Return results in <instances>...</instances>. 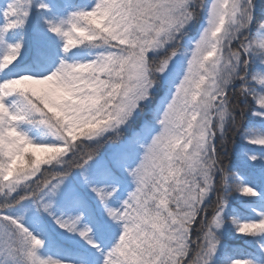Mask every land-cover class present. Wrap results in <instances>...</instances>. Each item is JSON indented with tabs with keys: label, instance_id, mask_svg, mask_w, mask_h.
<instances>
[{
	"label": "snow or ice",
	"instance_id": "6c2138e0",
	"mask_svg": "<svg viewBox=\"0 0 264 264\" xmlns=\"http://www.w3.org/2000/svg\"><path fill=\"white\" fill-rule=\"evenodd\" d=\"M0 264H264V0H0Z\"/></svg>",
	"mask_w": 264,
	"mask_h": 264
}]
</instances>
